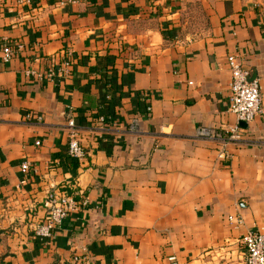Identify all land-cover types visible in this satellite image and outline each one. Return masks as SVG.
Here are the masks:
<instances>
[{
	"label": "crops",
	"instance_id": "obj_1",
	"mask_svg": "<svg viewBox=\"0 0 264 264\" xmlns=\"http://www.w3.org/2000/svg\"><path fill=\"white\" fill-rule=\"evenodd\" d=\"M14 40L25 46L4 60ZM231 52L262 89L245 123ZM66 54V77L25 72ZM71 115L83 158L68 152ZM234 123L244 141L228 158L196 136ZM60 190L88 203L38 237ZM248 230H264V0H0V264H246Z\"/></svg>",
	"mask_w": 264,
	"mask_h": 264
},
{
	"label": "built area",
	"instance_id": "obj_2",
	"mask_svg": "<svg viewBox=\"0 0 264 264\" xmlns=\"http://www.w3.org/2000/svg\"><path fill=\"white\" fill-rule=\"evenodd\" d=\"M31 2V0H27ZM24 43L19 40L5 42L3 59L9 60L24 48ZM228 65L231 71L230 80V109L236 113L239 121H250L262 111V89L258 78H252L250 70L246 68L242 61L233 52L228 54ZM73 61L70 54H66L59 64H50L47 68L41 69L34 66L25 68V72L42 81L53 79L56 75L66 77L72 73ZM147 110H151V105H147ZM101 121H106V116H100ZM138 116L131 121V129L136 130ZM68 130V152L70 155L83 158L86 155V148L81 140L80 127L75 117L71 115L67 121ZM197 137H206L218 142V156L225 159L230 156L226 149L229 141L243 142L244 136L239 123L228 124L223 129H218L208 125H200L196 130ZM32 162L25 159L22 167L30 169ZM88 203L87 197L78 199L76 195L64 190L51 191L45 199L47 208L46 216L43 220L34 225L33 233L41 238H50L55 229L61 224L64 217L70 212L77 210L81 205ZM229 218H236L238 224L242 223V218L230 214ZM245 245L244 259L246 264H264V230H248L241 237ZM72 261L74 264H87L89 259L85 254L75 252ZM169 264H187L179 260L176 254L168 255ZM100 264V263H94Z\"/></svg>",
	"mask_w": 264,
	"mask_h": 264
},
{
	"label": "water",
	"instance_id": "obj_3",
	"mask_svg": "<svg viewBox=\"0 0 264 264\" xmlns=\"http://www.w3.org/2000/svg\"><path fill=\"white\" fill-rule=\"evenodd\" d=\"M244 122V121H243ZM245 123V122H244Z\"/></svg>",
	"mask_w": 264,
	"mask_h": 264
}]
</instances>
